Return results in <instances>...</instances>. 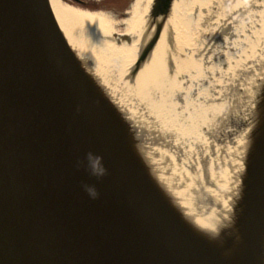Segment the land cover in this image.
Returning <instances> with one entry per match:
<instances>
[{"label":"water","instance_id":"obj_1","mask_svg":"<svg viewBox=\"0 0 264 264\" xmlns=\"http://www.w3.org/2000/svg\"><path fill=\"white\" fill-rule=\"evenodd\" d=\"M173 1L152 0L153 31L132 76ZM254 100L251 123L248 100L241 114L234 221L208 239L151 177L122 111L76 57L48 0H0V264H259L264 78ZM90 155L103 176L92 174Z\"/></svg>","mask_w":264,"mask_h":264},{"label":"bare ground","instance_id":"obj_2","mask_svg":"<svg viewBox=\"0 0 264 264\" xmlns=\"http://www.w3.org/2000/svg\"><path fill=\"white\" fill-rule=\"evenodd\" d=\"M48 2L67 43L76 57L81 59L82 65L86 71L89 70L93 74V77L98 82L104 84L105 87L110 76L118 77V79H126L123 84H126L127 89L131 90L139 100H141V93L143 97L146 98L149 89L154 90L153 87L158 84L159 78L163 75L162 69L164 60L167 61L168 67L171 69L172 59L177 58L172 48H169L167 45L169 27L166 25L171 23L177 44L183 45L187 43L189 39V19H176L175 11L177 4L174 0L171 8L172 15L170 14L171 17L166 20L159 39L146 62L143 63L137 74L132 76L130 71L133 68L134 59L137 57L142 46L147 41L148 36L153 31V28H151L150 32L142 34L146 24L145 26L142 25V29L140 28L141 24L150 21L148 11L152 0H133L130 8L127 10L128 17L126 16L118 23L104 11H91L77 8L65 4L62 0H48ZM248 3L249 5H257L256 0H236L234 4L225 6L224 8L227 7V11L217 16L220 18L223 14L226 15L225 18L222 17L221 21L218 18L214 19L211 17L215 16L214 13L208 14L205 12L207 16H205L204 21L206 25H208V28L201 31V36L203 38L202 43H204V46L202 49L201 47L199 48V46L195 49L205 62L210 61L211 57L215 56L218 52L216 48L212 47L213 41L219 36L218 33L222 34L225 29L230 33V36L238 37L240 45L244 42V39L240 37L238 22L241 21V17L249 8ZM200 5L198 9L202 11V5H204L203 0H201ZM115 23H117V25H119V23L122 24V28L117 29ZM123 35L131 38V41L129 43L125 41L122 42L123 39H121V37ZM227 41L226 39V42ZM219 56L222 55H218V57ZM262 58L264 59L262 55H259L257 60L260 61ZM259 64V72L255 74V71V73L250 74L247 80L241 83L247 86L253 76L256 75L255 82L252 84L253 88L251 94L248 98V112H246L244 119L245 125L251 123L254 113L253 106L256 103L254 97L264 78V63ZM230 66L231 65L228 64L227 67ZM209 67V65H206L204 69H208ZM222 69L220 68V73L225 71ZM205 72L206 71H204L203 74H196L199 77V81L192 80L191 74L187 75L189 77H187L186 81H190L189 85L197 87L199 90L200 87H202L199 84H203L205 80L208 82L207 77L204 76V74H206ZM208 73L211 72L207 71V74ZM182 78H185V76L182 75ZM161 81H159L160 85ZM243 81L244 78L242 82ZM153 82L155 85H151ZM232 88L230 91H232ZM227 89L228 88L225 89V87H220L218 85L217 89H212V92H197L196 100H194L193 104H195L196 107L199 105V113L197 112L198 114L193 115L194 109H189V114L186 115V117H192L194 120L196 118L197 122H199L198 129L200 132H202L201 128H203L205 133L213 136L217 135L215 127H212V121L216 120L219 122L228 114L231 115L233 113L231 107L235 105H231L232 101L229 98L230 91L229 95H226L227 93L225 94V92H228ZM237 90L240 91V87H238ZM107 92H110L109 87ZM111 97L114 98L113 95H111ZM199 97L201 98L200 102L198 101L200 99ZM147 99H149L152 104H155V101L152 100V96ZM114 100L118 103V107L123 113L124 118L122 120L129 129L128 133L130 138L135 142L134 147L136 152H139L142 156L151 177L158 186L164 189L166 195L172 196V199H174L173 205L179 209L186 223L193 227L195 231H199L208 236V239L215 238L220 229L230 226L234 221L232 210L234 204L238 201L236 187L240 166L232 168V176L225 168L220 170L221 173L214 171L209 164V167H206V172L204 173V170L201 169V164L205 162L210 163L215 159L211 156L209 142H206V139L202 138L197 129L193 133L184 132V135H180L184 138L178 139L177 141L174 137H168L169 135H166L165 132L155 131L156 134L150 136V139L152 138L151 141H149L151 144V147H149L150 150H148L147 147L144 148L145 146L143 143L149 142H147V138L142 135L140 126L135 123L134 116L129 114V112L127 113L120 106L121 104L117 99L114 98ZM147 109L149 111V117H151L150 120L152 118L154 119L152 114L156 115L155 117L157 120H154L157 121V126L160 127L159 129L163 130L166 124L163 123V117H160L161 114L159 115L153 107H147ZM226 136V132H222V134L218 135L216 138L222 141L226 140ZM154 143H157L158 146ZM165 146H167L166 149L168 150L163 148ZM227 147L224 148L221 146V149L225 151L223 158L226 156L231 160V149L233 150V148L227 149ZM259 264H264V246Z\"/></svg>","mask_w":264,"mask_h":264},{"label":"rangeland","instance_id":"obj_3","mask_svg":"<svg viewBox=\"0 0 264 264\" xmlns=\"http://www.w3.org/2000/svg\"><path fill=\"white\" fill-rule=\"evenodd\" d=\"M62 1L65 4H69L81 9L104 11L114 18L117 23L126 16L128 17L127 10L130 8L131 3L133 2V0H82V2L74 0ZM235 1L236 0H203V9L202 11H199L198 6H201V0H175L177 4L175 11V16L177 18H175L177 20L178 18L189 19V39L187 43L183 45L177 44L174 38L175 33L172 29L171 23L166 25L169 27V39L167 41V45L169 48H172L174 55H177V58L172 59L171 69H169L167 61L164 60L162 69L163 75L161 78H159V81L162 80L161 85L159 81L157 85H155L153 82L151 85H155V87H153L154 90L149 89V93L148 96L146 95V98L143 97L141 93V100H139L137 96L131 92V90L127 89L126 84H123V82L126 80H124V78L118 79V77L116 78L110 76L106 83L107 88L104 86V84L98 82L108 96L111 92L109 97L112 101H114L117 107L118 103L114 100V98L118 100V102L121 104L120 106L127 113L129 112V114L134 116V121L140 126L142 135L147 138V142L151 141L152 138L150 139V136L155 135V131L165 132L166 135H169L168 137H174L176 141L178 139L184 138L180 136L184 135V132L193 133L196 131V129L199 131V122H197L196 118L194 120L192 117V119L186 117V115L189 114V109H194L193 115L199 113V105L196 107V105L193 104L194 100H196L195 98L197 92H212V89H217L219 85L220 87H225V89L228 88V92H225V94L227 93L226 95H229V91L233 87L229 95V98L232 101L231 105H235L234 107H231L233 109V113L231 115L228 114L219 122L216 120L212 121V127H215L217 135L213 136L207 134L204 132L203 128H201L202 132L199 131L202 138H205L206 142H209L211 156L215 159L210 163L205 162L204 164H201V169L204 170V173L206 172V167L210 166L214 171L220 172L222 168H225L232 174V168L238 167L242 164L240 157L244 155L246 145L245 143L247 140L242 135L245 126L242 122L241 114L242 111H246L245 100H248L250 96L251 89L253 87L252 84L256 76H253V78L251 76L252 80L247 86H244V84L241 83H244L250 74L255 73V71L256 73L258 72L260 65L259 63L261 62L257 60V57L259 55H264V0H256L257 5H249L248 3L249 8L241 17V21L238 22V30L241 35L240 37L241 39H244V42L241 45L238 37L230 36V33H228V31L225 29L222 34L218 33L219 36L217 35L218 37L213 41L212 47L216 48L218 52L215 54V56L211 57L210 61L205 62L199 56V52H196L195 49H197L198 46L199 48L201 47V49L204 46V43H202L203 38L201 36V31L208 28V25H206L204 21L205 16H207L205 12L208 14L214 13L215 16L211 17L214 19L218 18L221 21L222 17L225 18L226 15L223 14V16L220 18L217 16H219V14L222 12H226L227 7H224L234 4ZM170 14L168 18L171 17L172 14ZM149 18V22H144V24L140 25V28L142 29V25L145 26L146 24L142 34L145 32H150L153 23L151 24V16H149ZM117 23H115L116 28L121 29L122 24L119 23V25H117ZM149 37L150 35L148 36V39ZM121 39H123L122 42L125 41L129 43L131 41V38L125 35H123ZM226 39L228 40L227 42ZM218 55L222 56L218 57ZM137 57L134 59V63ZM228 64L231 66L227 67ZM142 65L143 64H141V66ZM206 65H209L210 67L208 69H204ZM220 68H223L222 70L225 71L220 73ZM204 71H206L204 76L207 77L208 82L205 80L203 84H199L202 86L199 90L197 87L189 85L190 81H186L187 77H189L187 75L189 74H191L192 80L199 81V77L196 74H203ZM207 71L211 73L207 74ZM182 75H184L185 78H182ZM243 78L244 81L242 82ZM108 87L110 92H107ZM238 87H240V91L237 90ZM111 95H113L114 98H112ZM151 96L152 100L155 101V104L153 103L154 105L149 101V99H147ZM200 100L201 98L198 101L200 102ZM147 107H153V109L159 115L161 114L160 117H163V123L166 124V127L163 130H160V127L157 126L158 124L156 121L157 118L155 117L156 115L152 114V117H154L156 120L153 118L150 120L151 117H149V111ZM222 132H226L227 138L226 140L221 141L216 137L221 135ZM143 144L145 146L144 148L147 147V149L150 150V142H144ZM154 144L158 146L157 143ZM221 146L224 148L228 146L227 149L233 148V150L231 149V160H229V157L226 156L223 158L225 151L221 149ZM163 148L166 149L167 146Z\"/></svg>","mask_w":264,"mask_h":264},{"label":"clouds","instance_id":"obj_4","mask_svg":"<svg viewBox=\"0 0 264 264\" xmlns=\"http://www.w3.org/2000/svg\"><path fill=\"white\" fill-rule=\"evenodd\" d=\"M89 160L91 162V169H92V174L97 176V177H101L105 174V169L103 168L102 164H101V160L99 157L93 159L91 157V155L89 156ZM90 196H92L93 198L97 195L95 187L94 186H88L85 189Z\"/></svg>","mask_w":264,"mask_h":264},{"label":"trees","instance_id":"obj_5","mask_svg":"<svg viewBox=\"0 0 264 264\" xmlns=\"http://www.w3.org/2000/svg\"><path fill=\"white\" fill-rule=\"evenodd\" d=\"M105 1V0H104ZM108 1H112V0H108Z\"/></svg>","mask_w":264,"mask_h":264}]
</instances>
